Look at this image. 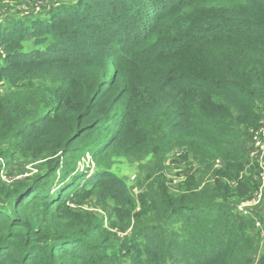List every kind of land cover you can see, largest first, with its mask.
<instances>
[{"label": "trees", "instance_id": "trees-1", "mask_svg": "<svg viewBox=\"0 0 264 264\" xmlns=\"http://www.w3.org/2000/svg\"><path fill=\"white\" fill-rule=\"evenodd\" d=\"M25 1L46 8L0 22V264H264L231 204L259 186L241 131L264 120V0ZM175 149L177 195L159 177L135 200L109 169ZM18 159L36 173L8 185Z\"/></svg>", "mask_w": 264, "mask_h": 264}, {"label": "rangeland", "instance_id": "rangeland-1", "mask_svg": "<svg viewBox=\"0 0 264 264\" xmlns=\"http://www.w3.org/2000/svg\"><path fill=\"white\" fill-rule=\"evenodd\" d=\"M45 5L34 4L25 0H0V22L13 16L26 17L38 10H44ZM15 91L10 89L5 83L0 84V95L7 92ZM259 127H264V120ZM242 146L244 149V157L249 165H252L256 170V177L261 173V168L264 170V157L260 159V153L253 150L249 144L250 131L242 130ZM182 150H172L164 159L160 161L154 158L147 152H137L129 155L113 156L109 160V169L122 180L125 181L131 196L138 200L144 193L154 188V185L159 181V177H164V182L167 185L168 191L172 195H177L181 186L184 185L187 173L191 169L190 166L181 160ZM89 166V167H88ZM81 167L92 168L93 163L89 159L85 160ZM3 179L9 185L13 182L23 181L24 178L36 173L34 165L27 160L18 159L12 167L4 170ZM190 174H188L189 176ZM249 203V204H248ZM232 209L239 212L238 208H242L240 216L251 218L255 223L254 237L256 246L261 247L264 243V192L261 200L252 205L251 200H234L232 201ZM82 211L95 214L103 221L105 228L118 237H124L130 231V228L121 232L118 229L123 227V224H116L110 218L109 214L112 211L111 207L97 205L92 199L82 201L78 207ZM150 207H148L149 209ZM139 208H136L133 214H137Z\"/></svg>", "mask_w": 264, "mask_h": 264}, {"label": "built area", "instance_id": "built-area-1", "mask_svg": "<svg viewBox=\"0 0 264 264\" xmlns=\"http://www.w3.org/2000/svg\"><path fill=\"white\" fill-rule=\"evenodd\" d=\"M250 146L253 150H256L257 153H260V159L264 157V127H259L255 130L250 131ZM258 190L252 195L251 202L252 205H256L262 198L264 192V170L261 168V173L258 174ZM249 204V203H248ZM239 213L241 214L242 208H238Z\"/></svg>", "mask_w": 264, "mask_h": 264}]
</instances>
